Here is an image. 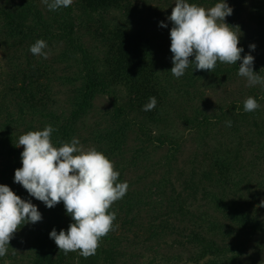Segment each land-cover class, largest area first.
<instances>
[{"label": "trees", "instance_id": "trees-1", "mask_svg": "<svg viewBox=\"0 0 264 264\" xmlns=\"http://www.w3.org/2000/svg\"><path fill=\"white\" fill-rule=\"evenodd\" d=\"M155 2L170 11L175 6L170 0H73L50 11L42 0H0V184L42 214L17 230L0 264H264V87L246 89L261 106L254 112H245L240 98L207 112L204 88L228 86L239 77L242 60L218 61L213 72L192 63L174 77L173 53L165 45L167 39L171 44L172 22L159 18L167 27L152 35L129 23L151 14ZM188 2L209 8L219 0ZM225 2L233 9L225 22L239 26L241 57L251 54L262 76L264 0ZM114 12L123 23L114 21ZM38 39L47 42V59L29 51ZM99 95L112 104L89 127L86 118ZM152 96L155 109L143 111ZM175 123L192 130L201 147L189 166L177 163L185 139L171 133ZM49 124L57 129L54 146L78 138L113 161L118 182L129 184L109 209L117 212L118 227L87 259L79 252L65 255L49 237L53 228L67 231L74 222L63 202L48 208L14 182L22 167L18 138ZM217 136L224 139L209 147ZM155 150L164 152L151 163Z\"/></svg>", "mask_w": 264, "mask_h": 264}, {"label": "clouds", "instance_id": "clouds-1", "mask_svg": "<svg viewBox=\"0 0 264 264\" xmlns=\"http://www.w3.org/2000/svg\"><path fill=\"white\" fill-rule=\"evenodd\" d=\"M42 2L50 11L73 4V0ZM232 12L225 0H219L209 8L188 0H175L168 17L173 24L170 30L173 67L170 71L174 77H182L192 63L197 70L213 72L218 61L236 65L242 60L238 75L246 78L248 87H264V76L253 70L254 57L251 54L241 57L239 26L225 22ZM160 26L167 27L163 21ZM47 47L45 40L38 39L29 51L47 59ZM249 47L254 50L256 46L251 44ZM193 56L194 60H190ZM156 104L157 99L152 96L142 110L151 111ZM260 107L251 96L243 104L245 112H254ZM231 125V120L226 121V126ZM55 131L57 129L49 124L43 130L20 135L17 146H23L22 167L15 170L14 182L48 208L63 202L66 213L74 222L67 231L61 229L57 233L53 228L49 237L65 255L79 252L87 259L96 254L102 238L118 227L114 224L117 212L109 209L126 195L129 184L118 182L120 173L113 161L95 147L85 148L78 138L54 146L51 137ZM41 220L42 214L35 204L22 199L8 185L0 184V257L6 256L11 239L22 225Z\"/></svg>", "mask_w": 264, "mask_h": 264}, {"label": "rangeland", "instance_id": "rangeland-1", "mask_svg": "<svg viewBox=\"0 0 264 264\" xmlns=\"http://www.w3.org/2000/svg\"><path fill=\"white\" fill-rule=\"evenodd\" d=\"M170 3H173L175 5V0H170ZM158 6H161L160 9H157ZM153 12L150 13H143L142 17L143 19H138L135 18L134 20L132 19L131 22H129L131 25H141L144 28H146L147 32L149 34H156L158 32V26L159 25V21L158 19L161 18L162 20H168V17L170 16V7L167 4L162 3L161 5H159L157 2H155V5L152 8ZM146 12V10H145ZM155 12V15H154ZM159 13V16H157V14ZM115 14V18L114 21H116L117 23H123V16L121 14H119L118 12H114ZM148 15L147 20H144V16ZM138 22V23H137ZM83 40L85 41L86 45H88V36L85 34L83 35ZM261 40V39H260ZM159 43H162V40H158ZM156 41V42H158ZM166 42V46H169L170 43L167 40H165ZM262 41V40H261ZM254 43V42H253ZM255 44V43H254ZM260 45L263 47L262 50L264 51V44ZM264 76V74L262 75ZM257 86V85H256ZM247 80L244 77H236L228 86L226 87H217L214 91H212L210 88H204V96H205V103L204 107L206 108V111L211 113V112H216L217 108L220 105H223L224 103L228 102L229 100L233 99H241V100H246L248 97L246 95V89H247ZM58 98L60 99V102H62V98L63 95L59 94ZM200 101V100H199ZM201 102V101H200ZM199 102V103H200ZM112 104L111 99L106 96V95H99L95 98V102H94V109L91 113H89L87 115L86 118V123L89 127L93 126V123L95 120H101V116L103 114V112L110 108ZM262 107H264V104H262ZM263 113V112H262ZM103 122V120H102ZM84 131H82V133L87 132L88 128L83 129ZM171 133L179 136H184V144L182 147L181 152L178 154L177 156V163L179 165H186L189 166V160L192 159L193 153L195 151H200L201 152V147L198 148L199 143L197 142L196 139H194V133L193 131L187 129V128H183L179 123H175L170 127ZM212 134V133H211ZM219 136H217V138H210V144L209 147H212L213 145H216V140H222L224 139L223 137H220V139H218ZM88 147V146H85ZM152 151V150H151ZM162 152H164L163 150H155L151 153V163H153L154 160H157L159 158V156H161ZM247 157H249V155L251 153H253L249 148H247V151L245 152ZM200 154V153H198ZM262 167H264L263 164H261ZM143 169L140 170V172ZM162 169L160 168V171ZM155 172H159V170L155 171ZM154 173V172H153ZM263 242V241H262ZM261 244H264L261 243ZM255 247L252 245L249 248V253L253 254V256L257 253L256 250L254 249ZM264 253V251L262 252V254ZM180 264H184L183 262H181Z\"/></svg>", "mask_w": 264, "mask_h": 264}]
</instances>
